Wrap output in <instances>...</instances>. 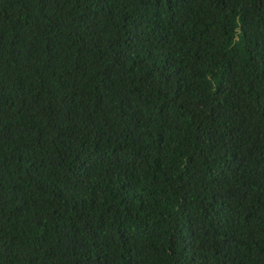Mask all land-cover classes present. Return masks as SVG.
<instances>
[{
	"label": "trees",
	"instance_id": "trees-1",
	"mask_svg": "<svg viewBox=\"0 0 264 264\" xmlns=\"http://www.w3.org/2000/svg\"><path fill=\"white\" fill-rule=\"evenodd\" d=\"M0 264H264V0H0Z\"/></svg>",
	"mask_w": 264,
	"mask_h": 264
}]
</instances>
